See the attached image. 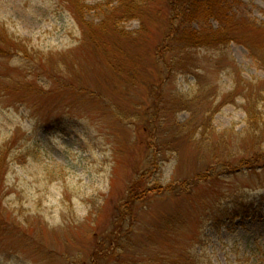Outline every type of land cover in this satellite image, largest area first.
<instances>
[{
  "label": "rangeland",
  "instance_id": "obj_1",
  "mask_svg": "<svg viewBox=\"0 0 264 264\" xmlns=\"http://www.w3.org/2000/svg\"><path fill=\"white\" fill-rule=\"evenodd\" d=\"M168 1L119 22L129 36L97 32L118 73L75 15L120 0H0V264H264V61L233 41L169 74ZM229 13L264 29V0ZM236 201L248 215L219 219Z\"/></svg>",
  "mask_w": 264,
  "mask_h": 264
},
{
  "label": "trees",
  "instance_id": "obj_2",
  "mask_svg": "<svg viewBox=\"0 0 264 264\" xmlns=\"http://www.w3.org/2000/svg\"><path fill=\"white\" fill-rule=\"evenodd\" d=\"M72 4V0H68ZM153 0H120L117 8L114 12L107 14L102 20L94 25L93 21H85L81 16L75 15L76 22L78 23L83 42L91 39L93 41L94 36L98 39V44L102 49V55H104L105 62L118 73L119 64L115 56H112L107 51V46L104 44V37L99 35H108L114 32L117 34L129 36V33L125 32L123 27H119V22H125L137 17L141 13L144 14L145 10L149 7ZM229 1L230 0H169L167 16V30L164 32L158 49V56L162 64L165 65L167 72L173 73L177 70V67L181 65V74H185L189 70V64H181L182 55L188 50H197L202 48H217L226 47L231 42H240L246 46L250 51V54L255 58H259L264 61L263 48L259 42L264 38V29L250 23L249 20L238 16L235 13H229ZM77 6V4H75ZM119 17V18H117ZM210 19H214L219 23L218 28H213L210 25H205L196 29L193 27V22L201 21L207 24ZM99 32V34L97 33ZM99 35V36H97ZM0 41L5 42V38L0 35ZM2 43V42H0ZM18 44H12L13 49ZM1 46V44H0ZM19 49V47L17 48ZM9 49L0 47V53L2 55L8 54ZM249 91V90H248ZM247 91V93H249ZM157 93V92H156ZM255 100L258 98L255 94L247 95V102L249 100ZM249 103L247 109L248 121H256V113L260 115L255 109V106ZM0 153V173L4 171L6 167V158ZM257 156H253L252 160L255 161ZM133 198V197H132ZM132 202V200H131ZM131 202L126 201L125 206L131 205ZM241 203V202H240ZM237 201L220 211L221 217L219 219L232 220L234 218H243L250 212L249 207L246 204H240ZM250 204H252L250 202ZM248 207V208H247ZM129 213V212H128ZM126 216L119 218V226H122ZM97 256L98 253L96 252ZM197 253H185L179 260L171 261L168 264H201Z\"/></svg>",
  "mask_w": 264,
  "mask_h": 264
}]
</instances>
